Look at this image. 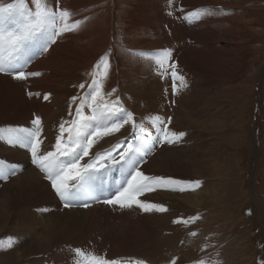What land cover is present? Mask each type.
I'll return each mask as SVG.
<instances>
[{
	"label": "rangeland",
	"instance_id": "obj_1",
	"mask_svg": "<svg viewBox=\"0 0 264 264\" xmlns=\"http://www.w3.org/2000/svg\"><path fill=\"white\" fill-rule=\"evenodd\" d=\"M7 2H12V0H0V3ZM190 2L191 7L187 6V1L185 3L184 0H59L58 7L68 10L71 14L68 23L71 25L76 20L81 23L75 28L77 29L75 32L69 34V37L67 33L64 35L63 32L56 38L55 43L50 44L48 51L54 49L55 52L50 61L44 64L50 63L56 68H47V73L49 70L51 77L56 79L57 75L63 71L59 65H66L67 57L78 58L81 56L77 50L83 53L82 57L85 59L89 57V60L83 63L84 68L77 73L79 75L77 82H74L70 88L71 96L67 98L66 113L59 112L57 119L55 118L56 120L54 119L53 122L49 123L45 118L43 119L39 109L29 106L32 98L36 95L31 89L29 81L32 76L26 80H16L10 74L0 73V76L11 77L14 83V87L10 91L0 88V129H5L2 133L4 139L1 140L6 143V146H10L7 143L9 138L20 134L16 130L34 127L31 122L38 116L41 125L42 121H44L45 128L50 125L47 128L49 131L47 133L43 127L46 135L44 132L42 133L44 143L41 145V152L54 150L56 137L59 135V125L65 122V127H70V122L75 119V111L82 98L80 95L82 96L86 92L93 80H97L103 85L101 90L103 99L98 98V102L103 103L105 100L110 102L120 98L124 108L132 113L133 120L134 116L139 115L136 117L137 120L147 112L148 117L154 118L153 121L151 119L153 123L157 116L152 109L154 106L158 108L153 101L159 103L160 107L162 104L169 103L171 105L170 108L163 109V111L161 109L159 118L165 122L169 132L184 133L185 135L174 143H165L160 137H154V142L158 144H155L157 153L164 152L166 149L164 153L161 152V155L156 153L160 162H163L165 157L185 159L190 156H206L204 149H206L205 153L210 151L208 152L209 156L195 157V161H191L190 165L185 164L188 168L186 174H182L180 167L175 175L167 172H164V175L152 173L148 175L149 177H170L177 181L187 182L170 185L167 188L156 187L154 191L162 195L161 200L158 199L157 202L152 198L154 191L144 192L136 198L141 202L147 201L146 203L152 202L151 204H153L154 201L156 205L162 204L161 206L167 209V212L159 211L157 208L151 209L152 211H144L135 204L132 208H121L119 204H105L103 202L105 197L114 199L118 192L115 189L116 186H127L126 182L130 179L128 175L116 174L121 171L119 167L107 171L102 170L98 173L97 185H93L92 191L85 192L80 199L74 201L69 206L70 209L65 207L64 201L55 194L54 189L50 187L51 182L45 174L32 164L28 151L21 148L23 156L26 154L25 158L21 155L16 157L14 153L0 156V164L6 168H17L15 175L6 180H0V203L2 200L1 191L5 186L9 184L19 186L18 180L25 184L20 177L26 174L29 169L34 170L36 173L38 172L44 186L50 187L51 193L55 195L54 200L51 202V199L46 198L48 195L34 199L33 195L18 198L29 204L26 207L31 210H27V212L38 216L40 224L45 222L47 227L43 230L48 231V224H52L51 230L67 227L69 233L74 234V241H76L49 248L42 251V254L39 252L32 255L29 251H24L23 257L18 258L20 254L16 251L17 248L27 241L24 233L22 236L20 235L22 237L20 239L19 233L16 234L17 237L8 238L9 234L5 233L4 235L3 231L0 233V264H88L92 256H95L97 260L107 261L105 256L110 249H113L110 254L113 255L115 263H121L127 259L132 263L140 264H201L202 261L203 264H264V0H191ZM46 3L54 10L57 7L56 0H46ZM142 4L146 14L140 12ZM195 5L198 9L211 10L210 15L205 13L202 15L200 28L190 25L191 16L188 20L184 19L186 15L195 10L193 9ZM28 6L34 10L32 0H28ZM151 15H155L157 20L152 22ZM80 26L84 27L80 28ZM204 27L212 37V39L210 36L207 38L210 39L208 43H212V45L207 49L193 47V44L199 43V39L197 41L194 35L200 33ZM215 39L217 43H214ZM42 42L41 39L34 46L29 53L31 57L39 58L36 51ZM70 43L74 51L68 53L69 47L65 48V46H69ZM60 47L62 48L60 49ZM191 47L192 50H190ZM211 48L212 50H210ZM162 49H171L172 51L171 59L160 65L156 63V60L163 58L156 54ZM48 51L44 54H48ZM140 53L146 55H139ZM185 56L193 57L190 66L199 71H196L195 74L185 75L181 82L176 81V94L173 91L172 70L168 65L173 62L177 65L179 61H183ZM102 57L106 58L107 67L104 66ZM201 61L206 62L207 65L205 77L200 74L203 72ZM165 69L167 70L165 71ZM180 71H183V68ZM66 74L69 78L75 77V74L70 71H67ZM157 76H162V78ZM196 76H199V79ZM48 77L50 76L48 75ZM157 80H161L159 89H155V86L152 85L158 82ZM185 82L188 84L186 87L184 86ZM81 84H84L85 88L81 89L79 87ZM204 84H207L205 89ZM208 85L211 91L208 101L211 103L207 102V111L198 110L201 111V114L203 112V116L199 113V118H193L195 123L197 119L200 120L207 116L208 121L203 124V127H206L204 133L195 130V128H185L183 124L176 122L175 117L181 106L179 103L177 106L175 97H183L182 99L185 100L184 97L192 92L189 96L191 99L187 102L193 105V108L197 104V108L208 95L206 88ZM152 90L153 93H151ZM180 90L181 93H179ZM161 94L166 97L168 94H172L173 98L169 100L168 97L166 101L162 98L159 99ZM22 95L29 98L26 99L27 105L22 100L27 111L22 110ZM36 97L41 96L37 95ZM73 97L77 99L73 100ZM45 100L44 98L43 101ZM86 108L85 115H90V109L86 110ZM184 108H182L183 112L181 110L180 112L184 113ZM24 112L30 113V117L16 121L18 115L23 116ZM211 112L212 114H210ZM124 117L126 118V115ZM210 117L214 120H210ZM114 119H118V117ZM46 121L48 124L45 123ZM153 124L156 132H161V127H164L159 123ZM214 124L216 125L214 126ZM9 129L13 131H8ZM133 129L132 123H129L113 135L98 137L90 155L84 157L80 164L89 162L95 153L109 149L117 141L124 140L125 137L131 140ZM151 130H145L143 135L149 136ZM67 135L68 133L65 132V139H67ZM0 146H3L1 142ZM154 147L151 146V151L142 159L148 156L152 160ZM18 148L20 147L16 146L15 151H19ZM148 162H145L144 165ZM175 170H178V167ZM37 179L32 186H41ZM99 179L102 181L101 184ZM197 181L198 185L194 183ZM173 188H183L184 190H172ZM46 191L44 189L43 194H48ZM169 194L170 198L167 197ZM93 196L98 199H93ZM184 199L191 203L184 202ZM173 201L182 207H173L175 213L171 207ZM18 203L25 206L21 202ZM93 203H95L94 206ZM85 204L87 206H84ZM56 205L58 206L53 208ZM96 205L99 208L91 212ZM57 208L62 209L61 217L65 216L64 213L69 214L72 211L75 213L73 216L79 218L76 221L81 220L82 223L78 227H69L64 223L66 220L52 216L56 211V213H60L61 210ZM81 211H85L84 213L87 215L83 214V216L86 218L80 219L79 212ZM152 212L155 213L152 214ZM168 212H171L172 216L177 215L174 216L175 223L170 222V225L168 218L170 213ZM93 213L95 214L93 215ZM155 214L160 219H157ZM71 217L72 215L68 219ZM1 218L0 215V228L5 224L4 219ZM14 219L11 217V224L8 225L7 230L14 228L17 224V220ZM158 224H162V228L156 229ZM37 227L39 229L41 225H37L34 229L30 226L27 233L32 234ZM125 230L129 231L127 234L130 235V243L122 240L118 248L112 247L111 239L122 237ZM35 239H40L39 234ZM7 240L11 247H8ZM76 249H81L85 255L83 257L77 255Z\"/></svg>",
	"mask_w": 264,
	"mask_h": 264
},
{
	"label": "snow or ice",
	"instance_id": "obj_2",
	"mask_svg": "<svg viewBox=\"0 0 264 264\" xmlns=\"http://www.w3.org/2000/svg\"><path fill=\"white\" fill-rule=\"evenodd\" d=\"M56 3L55 10L48 6L46 0H32L34 10L28 6V0L0 3V73L10 74L16 80H26L29 76L40 75L38 72L26 73L24 71L25 66L32 59L29 53L34 46L42 39L43 42L40 43L39 49L41 52H46L50 44L56 42L58 36L63 32L75 30L81 23L76 20L70 25L68 23L70 12L58 7L59 0H56ZM201 13L210 15L211 10H194L184 19L188 20L189 16L200 19ZM171 51V49L160 50L156 55L163 59L158 58L156 63L162 65L170 60ZM139 55L146 54L140 53ZM101 60L107 67L106 58L102 57ZM168 67L172 70L173 91L175 92L177 89L176 80L183 81V77L176 71L177 65L174 62ZM184 86H187L186 82ZM79 87L83 89L85 85L81 84ZM102 87L103 85L97 80L92 81L89 85L91 94L86 93L85 97L81 98V104L76 108L75 119L70 122V127L66 128L65 122L59 125V135L56 137L54 150L41 152V145L44 141L41 120L38 116L31 122L34 127L16 130L20 134L9 138L7 143L30 153L32 164L45 174L56 195L64 201L65 207H69L74 201L80 199L85 192L92 191L93 185L98 183L97 174L102 170L107 171L119 167L130 179L126 182L127 186L115 194L114 199H104L105 204H119L121 208H131L135 204L144 211L153 208L165 211L166 209L161 205L141 202L135 197L145 191H154L156 187L167 188L170 185L187 182L177 181L170 177H149L140 171V160L151 151V146L140 134L144 131L143 127L132 133L131 140L125 137L124 140L117 141L109 149L95 153L89 162L80 164L84 157L90 155L98 137L113 135L129 123H132V127L136 128L132 113L123 107L118 98L111 102L106 100L103 103L98 102V98L103 99L101 97ZM44 98L48 99L47 96ZM72 99L76 100L77 98L73 97ZM85 105L90 109V115H85ZM125 114L126 118L114 119ZM153 123L164 125L160 139L165 143H174L185 135L184 133L169 132L165 122L158 116ZM4 131L5 129H0V139H4L2 135ZM8 131L13 130L9 129ZM65 132L68 133L67 139L64 138ZM16 171V167L6 168L0 164V180H6L15 175ZM194 183L199 184L198 181ZM172 190L183 191L184 189L173 188ZM92 198L98 199L95 196ZM76 253L81 257L85 255L81 249H76ZM88 264H112V262L97 260L95 256H92Z\"/></svg>",
	"mask_w": 264,
	"mask_h": 264
},
{
	"label": "bare ground",
	"instance_id": "obj_3",
	"mask_svg": "<svg viewBox=\"0 0 264 264\" xmlns=\"http://www.w3.org/2000/svg\"><path fill=\"white\" fill-rule=\"evenodd\" d=\"M154 1V0H153ZM186 1H187V6H189V7H191L192 6V4H191V0H184V2L186 3ZM143 3H145V2H143ZM69 5V4H68ZM67 5V6H68ZM141 5V4H140ZM69 7V6H68ZM201 8V7H200ZM188 9V8H187ZM193 9H195V10H198V8H197V6L195 5V8H193ZM140 12H143V13H145L144 12V5L142 4V7H141V9H140ZM78 13V12H77ZM146 14V13H145ZM204 13H201V17H202V15H203ZM152 16V18H151V20H152V22L153 21H156L157 20V18H156V16L155 15H151ZM163 16V15H162ZM165 18V17H164ZM158 22V21H157ZM201 23H202V20H201V18L200 19H196V18H194V17H192V21H190V25L192 26V25H194V27H198V28H200V25H201ZM137 26V25H136ZM202 26V25H201ZM203 26H205V25H203ZM84 26H80V28H83ZM206 29V27H204V29L202 28V31H200V33H198V34H195L194 35V37L195 38H197V41H198V39H199V43L197 44H193V47H202L203 49H207V48H209L210 47V45H212V43H208V40H210V39H207V38H209V36H210V33H209V31H206L205 30ZM77 29H75V30H72V31H66V32H64V35H66V33L68 34V37L73 33V32H75ZM188 30V29H187ZM193 31V30H192ZM70 34V35H69ZM86 34V33H85ZM206 35H207V37H206ZM211 37V36H210ZM101 39V38H100ZM192 39H193V36H192ZM211 39H212V37H211ZM195 40V39H194ZM213 40H214V38H213ZM216 40V39H215ZM196 42V41H195ZM211 42V41H210ZM219 42V41H218ZM214 43H217V40H216V42H214ZM64 44V43H63ZM68 44V43H67ZM59 45V44H58ZM71 45V43L69 44V46H65V48H68V53H70V51H74V48H73V46H70ZM56 47V46H55ZM53 48V47H52ZM51 48V49H52ZM58 46H57V50H58ZM62 47H60V49H61ZM64 48V47H63ZM214 49V48H213ZM54 49H52V51H48V54H44V52H41L40 51V49H39V47L37 48V51L36 52H38L37 54H38V56H39V58L37 59L36 58V56L35 57H32V59H31V61H30V63H28L26 66H25V71L27 72V73H30V72H38V73H40V75H38V76H29V81H30V83H31V89L33 90V92H34V94H36L33 98H32V102L31 103H29V106H30V108H35V109H39L40 110V113L42 114V116H43V119L45 118V120H47L49 123L50 122H53L54 121V119L57 117V115H58V113L59 112H61V113H66V110H67V103H68V99L67 98H70V96H71V94H69L70 92V88H71V86L73 85V83L74 82H77L76 80H77V78H79V75L77 74L78 72H80V70L81 69H83L84 67V65H83V63L84 62H87L88 60H89V57L87 58V59H85L84 57H82V52H80L79 50H77V52H79L80 54H81V56H79L78 58L76 57V58H70V57H67V59H68V62H67V64L65 65V64H60L59 65V67H62V72L60 73V74H58L57 75V78L56 79H53L52 77H51V75H50V72H49V70H48V73H47V68H56V66H53V65H51L50 63H48V64H44L45 62H49L50 61V59H51V56L52 55H54V52H55V50L53 51ZM190 50H192V47H191V49ZM210 50H212V48L210 49ZM209 50V52H211ZM223 50V49H222ZM199 51V50H198ZM214 51V50H213ZM220 51V50H219ZM42 53V55H40ZM72 53V52H71ZM78 53V54H79ZM199 53V52H198ZM214 53V52H213ZM215 53H216V51H215ZM217 53H219V52H217ZM221 54V53H220ZM216 56V55H215ZM97 57V56H96ZM237 57V56H236ZM98 58V57H97ZM219 58V57H218ZM94 59H95V57H94ZM93 59V60H94ZM193 59V57L192 56H190V57H188V56H185L184 57V59H183V61L181 62V61H179L178 62V64H177V69H176V71L178 72V74L180 75V76H182V77H184L185 75H187V74H195L196 73V71L198 72L199 70L197 69V70H194L193 68H191L192 66H190L191 65V60ZM213 59V58H212ZM90 60H91V58H90ZM202 60V59H201ZM218 60V59H217ZM216 60V62H218ZM222 61V60H221ZM228 61V60H227ZM235 61H236V59H235ZM202 62V64H201V69H202V71L203 72H200V74L202 75V76H206L207 75V72H206V67H207V65H206V62H204V61H201ZM226 62V61H225ZM222 63H224V62H222ZM44 64V65H43ZM86 64V63H85ZM65 65V66H64ZM87 67V66H86ZM86 67H85V69H86ZM224 67V66H223ZM181 68H183V71H180V69ZM187 70H188V72H187ZM67 71H70V72H72V73H74L75 74V77L74 78H69L68 76H67V74H66V72ZM216 71H217V69H216ZM77 74V75H76ZM199 74V73H198ZM211 74H213V73H211ZM228 74V73H227ZM48 75L50 76V77H48ZM219 75V74H218ZM220 76V75H219ZM197 77V76H196ZM208 77V76H207ZM212 77H213V75H212ZM222 77V76H221ZM187 78V77H186ZM198 79H199V76L197 77ZM197 78H196V80H197ZM218 78H220V77H218ZM207 79V78H206ZM210 80H211V78H210ZM158 81V80H157ZM161 80H159L158 82H156V83H153L152 85H154L153 87L155 88V89H159L160 88V82ZM176 81H178V82H181V80H179V79H177ZM219 81V80H218ZM202 82V81H201ZM203 83H206V82H203ZM188 85V84H187ZM207 85V84H206ZM205 84H204V89H205V86H206ZM210 86H212L211 84H210ZM14 87V83H13V81H12V78L11 77H3V76H0V88H3V89H5L6 91H10V90H12V88ZM152 87V88H153ZM157 87V88H156ZM148 88V87H147ZM151 88V87H150ZM151 88V89H152ZM207 88V96H205V100L203 101V103H201V101H200V105H198L197 106V108H196V105H194V108H193V105H191V104H189L188 102H187V100L188 101H190V99H189V96L191 95V93L190 94H187L185 97H184V99L186 100H183L181 97L180 98H178V97H175V100H176V102H177V106H181L180 107V109H179V111L177 112L178 114H177V116L175 117V119H176V122H180L181 124H183L184 126H185V128L187 127V128H195V130L197 129V130H200V131H205L206 130V127L204 126L203 127V124L205 123V122H207L208 121V119H207V116L205 117L204 116V118H202V119H197L196 121H195V123H194V120H193V118H195L196 119V117L197 118H199L198 117V115H199V113L201 112H199L198 110H202V111H207V109H206V105H208L207 104V102H209V103H211L210 101H208V99L210 98V96H211V94H209V92H211L210 91V87H209V85H208V87H206ZM73 89V88H72ZM214 89V88H213ZM154 90V89H153ZM153 90H152V92L151 93H153ZM212 90V89H211ZM148 91V90H147ZM158 91V90H157ZM157 91H155V92H157ZM160 91V90H159ZM162 91V90H161ZM4 92V91H3ZM14 92H15V90H14ZM107 92V91H106ZM164 92V91H163ZM162 92V93H163ZM182 91L180 90V92L179 93H181ZM186 92V91H185ZM184 92V93H185ZM216 92V91H215ZM23 93V92H22ZM72 93V92H71ZM86 93H88L89 95L91 94V89L90 88H88L87 90H86V92H84L83 94H82V96L80 95V97H85V94ZM176 93V92H175ZM183 93V94H184ZM194 93V92H193ZM159 94H160V92H159ZM177 94V93H176ZM183 94H181V95H183ZM197 94V93H196ZM201 94V93H200ZM37 95H40L41 97H36ZM145 95V94H144ZM152 95V94H151ZM165 95H166V93H165ZM185 95V94H184ZM205 95V94H204ZM43 96H47L48 97V99H46L45 101H43ZM155 96H156V94H155ZM167 96V95H166ZM166 96H164V94L162 95H160V98L159 99H161L162 98V100L164 99L165 101L168 99V97H169V100H171L173 97H172V94H168V97H166ZM177 96V95H176ZM203 96V95H202ZM21 97V96H20ZM152 97V96H151ZM192 97V96H191ZM195 97H197V96H195ZM204 97V96H203ZM203 97H202V99H203ZM28 97H24L23 95H22V98H21V105H22V110L23 111H25L26 110V105L28 104L27 103V101H26V99H27ZM29 99V98H28ZM117 99V98H116ZM115 99V100H116ZM125 99V98H124ZM158 99V100H159ZM179 99V100H178ZM201 99V98H200ZM25 102V104H24V102ZM115 100H112V101H115ZM119 100H120V98H119ZM210 100V99H209ZM29 101V100H28ZM151 101V100H150ZM178 101H180V102H178ZM192 101V100H191ZM197 101V100H196ZM195 101V102H196ZM199 101V100H198ZM111 102V101H110ZM120 102H122L121 100H120ZM175 102V103H176ZM153 103L155 104V105H157L158 106V108H156L154 105V107L153 106H151V107H153V109L152 110H154L153 112H156V111H158V113H160V111H161V109H162V111H163V109H167V108H170V104H169V107H167V105L168 104H162V106L161 107H163L164 106V108H161L160 107V105H159V103H157L156 101L154 102L153 101ZM163 103V102H162ZM165 103H167V102H165ZM178 103H179V105H178ZM81 104V99H80V102L78 103V106ZM173 104V103H172ZM186 104V105H185ZM77 105V104H76ZM151 105V104H150ZM176 105V104H175ZM211 105V104H210ZM209 105V106H210ZM173 106V105H172ZM208 106V107H209ZM19 107H21L20 105H19ZM42 107H43V109H42ZM76 107V106H75ZM124 107V106H123ZM166 107V108H165ZM185 107V108H184ZM85 108H86V105H85V107H84V111H85ZM88 108V107H87ZM87 108H86V110H87ZM182 108H184L185 110H184V113H182L183 112V109ZM189 109L188 111L186 110V109ZM127 109V108H126ZM129 109V108H128ZM176 110L178 109V108H175ZM211 109V108H210ZM31 110V109H30ZM174 110V109H173ZM180 110L182 111V112H180ZM27 111V110H26ZM138 111V110H137ZM161 111V112H162ZM87 112V111H86ZM135 112V111H134ZM142 112V111H141ZM167 112V111H166ZM213 112V111H212ZM212 112L210 113V114H212ZM75 113H76V111H75ZM214 113V112H213ZM217 113H219V112H217ZM201 114V113H200ZM202 114H203V112H202ZM201 114V115H202ZM205 114V113H204ZM209 114V113H208ZM215 114V113H214ZM60 115V114H59ZM88 115V114H87ZM126 115V114H125ZM136 115V114H135ZM143 115V116H142ZM141 115V117L140 118H138L139 119V121H140V128L141 127H143V129L145 130V129H151V128H153L152 130H151V132H150V135H149V137H147L146 139H144L145 141H147V143L150 145V146H155L154 148H157V145H155V142H154V137L156 136V137H160V134H161V132L160 131H158V132H156L155 131V129H154V124L152 123V121H153V119L151 118V117H148V115H147V112H145V113H143ZM151 115V114H150ZM139 115H137V117H138ZM173 116V115H172ZM203 116V115H202ZM30 117V113H27V112H24V115L23 116H20V115H18V119L16 120V121H22V120H24V119H27V118H29ZM61 117V116H60ZM64 117V116H63ZM155 117V116H154ZM174 117V116H173ZM69 118V117H68ZM123 118H125L124 116H121V117H118V119H123ZM134 118H135V116H134ZM215 118H216V116H215ZM57 119V118H56ZM55 119V120H56ZM62 119V118H61ZM60 119V120H61ZM136 119V118H135ZM134 119V120H135ZM137 119V120H138ZM151 119H152V121H151ZM175 119H174V121H175ZM214 120L212 117H210V120ZM221 119V118H220ZM59 120V121H60ZM63 120V119H62ZM162 120V119H161ZM45 122V123H47L48 124V122ZM221 122V121H220ZM18 125H20L18 122H16ZM43 123H44V121H42V125H41V127H42V133L45 131L46 133L47 132H49V131H47L48 129L47 128H49V126L50 125H47L48 127L47 128H45V124L43 125ZM57 123V122H56ZM209 123V122H208ZM173 124V123H172ZM226 124V123H225ZM224 124V125H225ZM216 124H214V126H215ZM219 125V124H218ZM227 125V124H226ZM53 126V125H52ZM179 126H180V124H179ZM211 126H212V123H211ZM219 126H222V125H219ZM45 128V130H44V128ZM182 128V127H181ZM180 128V129H181ZM221 129H222V127H220ZM161 129H162V127H161ZM214 129V128H213ZM44 130V131H43ZM210 130V128L208 129V131ZM219 130V129H218ZM217 130V131H218ZM220 131V130H219ZM44 132V133H45ZM210 132V131H209ZM46 133H45V135H46ZM204 133V132H203ZM219 133V132H218ZM52 134V136H53V133H51ZM215 134V132L213 133V135ZM6 135V134H5ZM44 135V134H43ZM49 135V134H48ZM216 136H217V134H216ZM43 137V136H42ZM113 137V136H112ZM155 137V138H156ZM213 137V136H212ZM51 138H53V137H51ZM115 139V138H114ZM122 139V138H121ZM213 139V138H212ZM51 140V139H50ZM0 142L3 144V146H0V156L2 157V156H5V155H8V154H11V153H14V155L16 156V157H18V156H23V152L21 151V148H18L19 149V151H15V147L16 146H12V145H10V146H6V143H3L2 142V140L0 139ZM5 142V141H4ZM158 142V141H157ZM112 143V142H111ZM152 143V144H151ZM110 145V144H109ZM222 147V146H221ZM43 148H45V146H43ZM48 149H50V148H48ZM163 150V149H162ZM206 149H204V155L206 154V156H209V154L210 153H208V152H210V151H207V153H205L206 151H205ZM164 151V150H163ZM165 151H166V149H165ZM164 151V152H165ZM162 151H160V152H158L157 154H159L160 153V155L162 154V153H164V152H162ZM185 153V152H184ZM156 154V155H157ZM169 154V153H168ZM168 154H167V156H168ZM188 154V153H187ZM217 154V153H216ZM156 155H154V158L151 160L150 159V162H148V163H146V165H143V167H142V169L140 170V171H142L146 176H148V175H150V173H152V174H155V175H164V172H167V173H170V174H172L173 173V175H175V172L176 171H179L180 170V167L182 168V174H186V171H188V168H186V165L185 164H188V165H190V162L191 161H195V157H206V156H201V155H199V156H190L189 158H185V159H183V158H180V157H173V158H169V157H165L166 159L162 162H160V160L158 159V155L156 156ZM159 155V156H160ZM170 155V154H169ZM183 155V154H182ZM12 157V156H11ZM26 157V154H24V156H23V158H25ZM148 157V156H147ZM152 158V157H151ZM209 159V158H208ZM26 160H28V159H26ZM202 160H205V159H202ZM22 161H24V160H22ZM27 163H29V162H27ZM176 167H178V170H175L176 169ZM197 173V172H196ZM180 175V174H179ZM193 175V174H192ZM195 175V174H194ZM38 178V179H37ZM18 179V178H17ZM20 179L25 183V184H23L20 180H18L17 181V184L19 185V186H12L11 184H9L8 186H5V188L1 191V196H2V200H1V203H0V207H1V210H0V215L2 216V218L4 219V221H5V224L0 228V233L1 232H3L4 231V235H5V233L6 234H9V237L8 238H14L15 236L17 237V233H19V239L20 238H22V237H20V235L22 236V233H24V235H25V237H26V239H27V241L26 242H24L23 243V245H21V247H18L17 249L18 250H16V251H18V254H20V257H18V258H22L23 257V254H24V251H29L30 252V254H32V255H34V254H37V253H39V252H41V254H42V251H45V250H47V249H49V248H54V247H57V246H62V244H69V243H71V242H76V241H74V234L73 233H69V231H68V229H67V227H62V228H58V229H54V230H51V226H52V224H48V231L47 230H43V229H45L47 226H45V222L42 224H40V219L38 218V216L36 217V216H34L33 215V213L32 212H27V210L28 211H30L31 210V208H27L26 207V205L28 204V203H24V201L23 200H21V199H19V198H21V197H28V196H30V195H33L34 197H33V199L34 198H36V197H42L43 195H48V197H46V198H48V199H51V202L54 200V196L55 195H53L52 193H51V191H50V187L49 186H44V183L42 182L43 180H41L40 178H39V175H38V172L36 173L34 170H31V169H29L28 170V172L26 173V174H24V175H22L21 177H20ZM35 179H37V181H40V183H41V186H32L33 184H34V182H35ZM45 179V178H44ZM99 181L101 182V180L99 179ZM16 183V182H15ZM46 183V182H45ZM14 184V183H13ZM101 184V183H100ZM40 188H42V189H40ZM46 189L47 191L46 192H48V194H43V191H44V189ZM52 188V187H51ZM95 189H97L96 187H95ZM98 189H100V188H98ZM97 191V190H96ZM100 191V190H99ZM105 192V191H104ZM103 192V193H104ZM112 192V191H111ZM114 192V191H113ZM145 192H147V191H145ZM156 193V192H155ZM154 193V195H152V198L153 199H155L156 200V202H157V200L159 199V200H161V194H159V193H156L155 194ZM56 194V193H55ZM101 194V193H100ZM144 194V193H143ZM151 195V194H150ZM139 196V195H138ZM138 196H136L135 198H137ZM19 197V198H18ZM102 197V196H101ZM105 197V196H104ZM168 198H170V194L167 196ZM172 197V196H171ZM45 198V197H44ZM57 198V197H56ZM55 198V199H56ZM23 199V198H22ZM29 199V198H28ZM32 199V198H31ZM31 199H29V200H31ZM105 199H106V197H105ZM140 199V198H139ZM40 201H41V199H39ZM150 200H151V198H150ZM14 201V202H13ZM35 201V200H34ZM48 202L50 201V200H47ZM141 201V200H140ZM152 201V200H151ZM150 201V202H151ZM198 201V200H197ZM18 202H21V203H23L25 206H23L22 204H20V203H18ZM42 202V201H41ZM48 202H47V204H48ZM62 202V201H61ZM147 202V201H146ZM156 202H154L153 201V204L155 203V205H156ZM184 202H186V203H191V201H189V200H185L184 199ZM36 203V202H35ZM152 203V202H151ZM159 203V202H158ZM42 204V203H41ZM61 204V203H60ZM76 204V203H75ZM81 204V203H80ZM103 204V203H102ZM165 204H168L169 205V203H166L165 202ZM179 203H175L174 201H173V203H171V207L173 208V207H176V208H182L180 205H178ZM184 204V203H183ZM29 205V204H28ZM72 205V204H71ZM78 205V204H77ZM95 205V203H93V206ZM98 205V204H97ZM96 205V207H94L93 209H92V211L91 212H93L94 210H96L97 208H99L98 206ZM158 205H160V204H158ZM162 205V204H161ZM167 205V206H168ZM187 205V204H186ZM58 205H56V206H54L53 208H56ZM99 206H101V205H99ZM107 206V205H106ZM170 206V205H169ZM81 207V206H80ZM107 207H109V206H107ZM38 208V207H37ZM63 208V207H62ZM70 208V207H69ZM132 208V207H131ZM168 208V207H167ZM57 209H59V210H61V211H59L60 213H53L52 214V216L53 217H58L59 219H62V220H66V221H64V223H66L69 227H78V225L80 224V223H82L81 222V220H78V221H76V219L78 218V217H75V216H73V214H75V213H73L72 211L69 213V214H66V213H64L65 214V216H63V217H61V213H62V209H60V208H57ZM67 209V208H66ZM71 209V208H70ZM74 209V208H73ZM76 209H77V206H76ZM127 209V208H126ZM154 209V208H153ZM156 209V208H155ZM174 209V208H173ZM125 210V209H124ZM171 210V209H170ZM87 211H89V210H87ZM152 211V210H151ZM156 211H158V210H156ZM166 212H167V209L165 210ZM169 211V210H168ZM173 211V210H172ZM85 212V211H84ZM84 212H79V217H80V219H84V218H86V217H84L83 216V214L86 216L87 214L86 213H84ZM96 212V211H95ZM129 212H130V210H129ZM132 212V211H131ZM134 212V211H133ZM177 212V211H176ZM179 212H180V210H179ZM40 213V212H39ZM78 213V212H77ZM80 213H81V215H80ZM99 213V212H98ZM148 214H149V212H147ZM155 213V212H154ZM153 212H152V214H154ZM168 213H170L169 214V225H170V222H172V223H175V220H176V218L174 217V216H177L176 214L174 215V216H172V214H171V212H168ZM173 213V212H172ZM174 213H175V209H174ZM92 214V213H91ZM95 213H93V215H94ZM132 214V213H131ZM151 214V215H152ZM158 214V213H157ZM157 214H155V216L157 215ZM161 214V213H160ZM36 215V214H35ZM66 215H68V216H66ZM70 215H72V217L70 218V219H68L69 217H70ZM100 215V214H99ZM133 215V214H132ZM167 215V213L165 214V216ZM44 216V215H43ZM92 216V215H91ZM118 216V215H117ZM123 216V215H122ZM154 216V215H153ZM154 216V217H155ZM180 216V215H179ZM178 216V217H179ZM11 217L12 218H15L16 220H17V224L14 226V228H12V229H10V230H7L6 228L8 227V225H10L11 224ZM41 217V216H40ZM52 217V219H54ZM89 217H90V215H89ZM93 217V216H92ZM157 217H158V215H157ZM1 218V219H2ZM134 218V217H133ZM145 218V217H144ZM151 218V217H150ZM14 219V220H15ZM45 219V218H44ZM43 219V220H44ZM68 219V220H67ZM79 219V218H78ZM123 219H124V217H123ZM122 219V220H123ZM129 219V218H128ZM155 219V218H154ZM154 219H152L153 221H154ZM157 219H160L159 217L157 218ZM156 220V219H155ZM161 220H163V219H161ZM46 221V220H45ZM50 221V219L48 220V222ZM53 221V220H52ZM88 221V220H87ZM124 221H125V219H124ZM130 222V221H129ZM129 222H127L128 224H130ZM6 223H8V224H6ZM16 223V222H15ZM154 223V222H153ZM126 224V223H125ZM152 224V223H151ZM37 225H41V228L39 227V229H38V227H37V229H35V231H33L32 232V234H28L27 232L29 231V227L30 226H32L33 228L32 229H34V228H36V226ZM57 225V224H56ZM63 225V224H62ZM139 225V224H138ZM159 225V224H158ZM156 226V229L157 228H162V224L161 225H159V226ZM45 226V227H44ZM82 226V225H81ZM117 226V225H116ZM127 226V225H126ZM130 226V225H129ZM133 226V225H132ZM155 226V225H154ZM173 226V225H172ZM10 227V226H9ZM56 228H57V226H56ZM6 229V230H5ZM115 230V229H114ZM71 232V231H70ZM84 232V231H83ZM137 232V231H136ZM124 235H121L122 237H119V238H114V239H111V243L113 244L112 245V247H117L118 248V246H119V244H120V242L122 241V240H124L126 243H130V235H128L127 233H129V231H127V230H125L124 231ZM139 233V232H138ZM39 234V238L40 239H38V240H36L35 239V237H37V235ZM123 234V233H122ZM34 236V237H33ZM77 238V237H76ZM110 238V237H109ZM137 238V237H136ZM139 239H140V237H138ZM35 240H36V242H35ZM77 240V239H76ZM40 241V242H39ZM136 242H137V240H136ZM96 243V242H95ZM7 244L9 245L8 247H11V244L9 243V241L7 240ZM75 244H77V243H75ZM141 244V243H140ZM71 245V244H70ZM143 245V244H142ZM67 246V245H66ZM13 247V246H12ZM116 248V249H117ZM13 250V249H12ZM112 250L113 249H110L109 251H108V253H106V256L105 257H107V261H105V262H108V261H111L112 262V264H140V263H132V262H130L129 260H127V259H124V261L123 262H117V263H115L114 262V258H113V255L112 254H110V252H112ZM115 250V249H114ZM31 251H33V252H31ZM47 252V251H46ZM122 256V255H121ZM1 259V258H0ZM24 260V259H23ZM87 260V259H86ZM62 261V260H61ZM1 262H3L2 260H1ZM81 262V261H80Z\"/></svg>",
	"mask_w": 264,
	"mask_h": 264
},
{
	"label": "crops",
	"instance_id": "obj_4",
	"mask_svg": "<svg viewBox=\"0 0 264 264\" xmlns=\"http://www.w3.org/2000/svg\"><path fill=\"white\" fill-rule=\"evenodd\" d=\"M158 78H162V76H157ZM155 114H156V116H158V117H161L160 116V114L158 113V111H156V112H154ZM137 117V116H136ZM135 117V118H136ZM134 118V119H135ZM133 122L135 123V125H136V128H134L133 130H132V132H134V131H136L137 129H139L140 128V121L139 120H133ZM151 129H153V128H151ZM145 130H149V129H145ZM145 130L142 132V133H140L141 135H142V137L143 138H147V137H149V136H144L143 134H144V132H145ZM155 144H157L156 142H155ZM157 153V148H155L153 151H152V156H154L155 154ZM150 160V158L149 157H146V158H144V159H141L140 160V163H139V169L141 168V167H143V165H144V163L145 162H148ZM116 174H120V175H127L126 173H123L122 171H118V172H116ZM124 187H126V186H116V190H118V191H120V190H122ZM156 191H154V193H155ZM157 193V192H156ZM155 193V194H156ZM154 195V194H153Z\"/></svg>",
	"mask_w": 264,
	"mask_h": 264
}]
</instances>
